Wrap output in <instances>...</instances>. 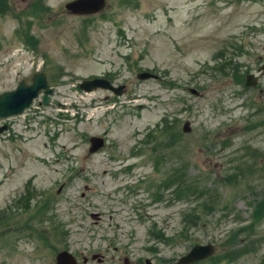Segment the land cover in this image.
Here are the masks:
<instances>
[{
	"label": "rangeland",
	"instance_id": "obj_1",
	"mask_svg": "<svg viewBox=\"0 0 264 264\" xmlns=\"http://www.w3.org/2000/svg\"><path fill=\"white\" fill-rule=\"evenodd\" d=\"M70 1L0 4V94L38 71L53 87L0 118V264H57L62 249L179 264L208 243L198 264H264V73L245 85L264 61V0H107L83 16ZM90 76L132 96L81 89Z\"/></svg>",
	"mask_w": 264,
	"mask_h": 264
},
{
	"label": "water",
	"instance_id": "obj_2",
	"mask_svg": "<svg viewBox=\"0 0 264 264\" xmlns=\"http://www.w3.org/2000/svg\"><path fill=\"white\" fill-rule=\"evenodd\" d=\"M105 6V0H75L67 4V8L78 13H90L101 10ZM141 78L152 77L153 74L145 72L139 75ZM257 79L253 76H249V85L256 84ZM81 87L86 90H93L98 87L110 88L118 94H122L126 91L125 86L114 87L112 83L104 78H94L91 80H85ZM42 88H46V92L50 93L52 90L49 88V84L46 82V75L44 73H37L34 76V82L32 84H26L25 81L20 82L16 90L7 91L0 94V117L10 114H16L22 112L25 108L29 107L33 102V99L39 95ZM45 101H48V95L45 96ZM4 128L0 129V132ZM184 129L190 131L189 123H186ZM91 151L95 152L104 145V139L101 137H93ZM214 253V246L208 245H196L187 255L183 256L179 260V264H190L198 260L207 258ZM57 261L59 264H78L74 255L68 251H62L57 255ZM147 264H152L149 260Z\"/></svg>",
	"mask_w": 264,
	"mask_h": 264
},
{
	"label": "trees",
	"instance_id": "obj_3",
	"mask_svg": "<svg viewBox=\"0 0 264 264\" xmlns=\"http://www.w3.org/2000/svg\"><path fill=\"white\" fill-rule=\"evenodd\" d=\"M4 3H5V0H0V4H4ZM185 192H186V191H185L184 189H182L180 195L185 194ZM204 195H206V194L204 193ZM162 237H164V235H163Z\"/></svg>",
	"mask_w": 264,
	"mask_h": 264
}]
</instances>
